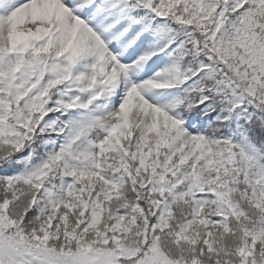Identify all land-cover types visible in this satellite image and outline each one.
<instances>
[{
  "label": "snow or ice",
  "instance_id": "6c2138e0",
  "mask_svg": "<svg viewBox=\"0 0 264 264\" xmlns=\"http://www.w3.org/2000/svg\"><path fill=\"white\" fill-rule=\"evenodd\" d=\"M0 264H264V0H0Z\"/></svg>",
  "mask_w": 264,
  "mask_h": 264
}]
</instances>
